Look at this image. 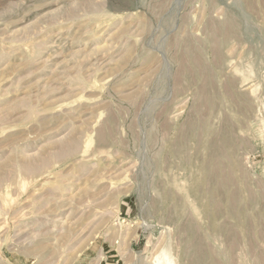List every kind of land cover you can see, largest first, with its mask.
I'll list each match as a JSON object with an SVG mask.
<instances>
[{
  "label": "rangeland",
  "instance_id": "rangeland-1",
  "mask_svg": "<svg viewBox=\"0 0 264 264\" xmlns=\"http://www.w3.org/2000/svg\"><path fill=\"white\" fill-rule=\"evenodd\" d=\"M0 264H264V0H0Z\"/></svg>",
  "mask_w": 264,
  "mask_h": 264
},
{
  "label": "bare ground",
  "instance_id": "bare-ground-1",
  "mask_svg": "<svg viewBox=\"0 0 264 264\" xmlns=\"http://www.w3.org/2000/svg\"><path fill=\"white\" fill-rule=\"evenodd\" d=\"M233 21H234V20H233ZM225 23H226V22H225ZM227 23H228V24H226V25H225L226 27H227V25H229V26H231V25H232V24H230V21H229V19L227 20ZM235 26H236V24H235ZM230 28H231V27L227 28L226 30H228V29L230 30ZM232 29H233V28H232ZM226 30H225V31H226ZM230 31H231V30H230ZM195 251H196V250H195ZM199 251H200V250H199Z\"/></svg>",
  "mask_w": 264,
  "mask_h": 264
}]
</instances>
